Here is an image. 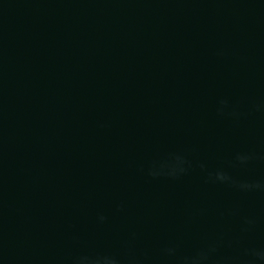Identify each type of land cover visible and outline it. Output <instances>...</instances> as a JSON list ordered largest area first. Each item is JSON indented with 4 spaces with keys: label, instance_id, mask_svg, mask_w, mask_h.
<instances>
[{
    "label": "water",
    "instance_id": "1",
    "mask_svg": "<svg viewBox=\"0 0 264 264\" xmlns=\"http://www.w3.org/2000/svg\"><path fill=\"white\" fill-rule=\"evenodd\" d=\"M0 264H264V0H0Z\"/></svg>",
    "mask_w": 264,
    "mask_h": 264
}]
</instances>
